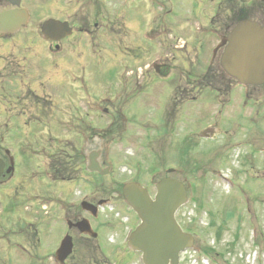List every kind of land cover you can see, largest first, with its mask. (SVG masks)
<instances>
[{"label": "rangeland", "instance_id": "374dc122", "mask_svg": "<svg viewBox=\"0 0 264 264\" xmlns=\"http://www.w3.org/2000/svg\"><path fill=\"white\" fill-rule=\"evenodd\" d=\"M102 1L104 7L102 6L99 9L103 11L102 15L96 17V13L94 16L90 12L92 9L88 7L89 0H23L22 5H25L32 15L30 25L25 31L18 34L12 42L8 43L10 61H15L12 65L9 64V71L13 76L16 77L18 75L17 78L19 80L21 77H37L39 75L36 80L25 78L24 85L19 83L18 86L22 92L29 88L39 92L38 96L44 97V100L50 102L51 108L56 112V118L64 117L62 111H60L62 105L69 104L73 100L77 108L81 109L82 106L80 104L84 103V93L76 89V86L81 87L82 83H73L71 87L66 85L64 73L70 68L72 61L73 66L77 68L74 75L78 76V78H85V83L91 88L86 94V103L88 102L89 107L93 110L87 114L88 119L92 121L91 124L98 127L99 130H103L104 124L102 122L107 119L104 118L101 121L94 109L99 105L112 108L109 101L99 102V97L103 95L110 96L112 99L115 96L114 92L116 90L114 91L113 87L107 84L113 80V73L111 71L119 69L122 73L129 65L137 62L133 57V54L136 53L134 50H138V48H133L136 42L132 43L134 34L131 28L134 24L131 20L146 21L152 15L160 20L162 17L168 16L169 20L175 19L176 23L181 24L182 27L208 26L210 19L215 15L218 6L222 2V0H119L122 4L115 6L114 0ZM233 4L236 5L237 2L233 0ZM224 8L225 5L223 4L222 10ZM166 9L171 10V12H166ZM249 14V17H254L255 19H262L264 16V14L261 15L257 10L251 11ZM48 15L65 17L70 22L75 23V26L81 25V23L87 25L83 26L87 34H79L74 40V45L70 42L63 43L64 53L62 54L65 59L57 60V58H54L50 60L45 57V52L48 53L46 46L43 45L40 48L41 44L38 38L40 35L39 22ZM119 22H121L122 26H120ZM143 27L145 28L146 26ZM135 30H139V28L136 26ZM92 38H95V40H92ZM3 48L6 49L7 47H1L0 45V54L4 55L5 51H3ZM67 51L70 52V55ZM155 55L151 53L150 59H154ZM86 60L89 61L85 63ZM138 61L140 62V60ZM191 64H194V58H192ZM98 65L100 67L102 65V71L98 70ZM1 66L2 60L0 58V70ZM185 68L184 73L189 69L188 63H186ZM136 74H139L138 71H136ZM13 80L16 79L12 77L9 81L12 82ZM100 84L102 86H99ZM42 89H45L47 92L45 93ZM10 92L14 94V97L16 96L15 86L9 84L3 94L6 96ZM237 96L238 98L235 97L233 99L232 107L227 110L220 121V132L227 129L230 131L228 140L225 141L224 139L217 138L216 142L198 141V143H194L197 146L184 144L181 150H189L188 154L192 156L190 159H183L188 160V163L185 162L184 166H181L182 163L179 160L182 156L177 154L179 150L171 147V145L178 143L179 140L174 138V141H172V137L164 135V131L157 134L155 138L158 139L159 137L169 144V151H167L163 160L158 157L161 156L160 154H153L151 159L150 150L147 149V146L139 149L141 143L138 142L147 134V129L127 122L125 125L122 123L121 126L116 127L114 131L105 133V135H112V143L109 142L107 147V156H109L114 168V172L111 175L117 177L120 181L130 178L127 175L120 177L123 173L129 174L128 171L122 172V167L130 169L131 163L134 160L138 162L139 165L136 169L138 170L139 180L146 187H151L155 181L168 175L166 171L167 167L171 166L175 168L174 172L169 175L186 182L188 184L189 196L191 197V201L182 209V212L186 213L188 210L196 208L194 212L195 222L190 226L194 230L193 232L197 234L196 241H200L201 244H207L213 239L215 240L216 250H220L223 253L222 257H214V263L264 264V206L260 207L261 203L254 205L255 202H253L252 208L250 205L245 206L244 198H242L243 193L241 192H246V197L249 200H252L254 197H264V126L258 123L259 109H263L264 115V87H248L245 91L241 90V94ZM239 98H242L241 101ZM243 101L245 103H242ZM205 102H209V100H205ZM31 103L33 102L31 101ZM44 105L49 110V104ZM27 110L22 117H27L26 121L32 124L23 121L19 123V120H15L17 124L19 123L18 130L16 127L11 126V124L5 126L6 119H10L9 115H5L3 121V116H0V136L6 130L5 128H7L8 134L10 133L8 142H0V156H3V148L5 146L12 147L17 153L18 148L16 147L21 145V143L19 144L21 138H12L11 134H35L38 135L37 137L53 134L55 125H49L53 120L44 117L34 122L31 119H34V108L30 107ZM1 111L2 108H0V115ZM131 111L137 117L142 114V108L139 104H134ZM150 111L154 116L156 115L154 110L150 109ZM50 112L52 113L51 109ZM241 114L243 115V122H241ZM42 119L43 121H41ZM205 120L206 117L201 116L198 122L190 123V126L195 125L192 131L197 132L205 127L206 124L201 123ZM208 122H214V119L209 118ZM41 123L45 127L40 125ZM154 129L155 127L151 130ZM93 132H89L88 134L91 135ZM98 132L100 133L101 131ZM28 144L36 152H39L41 148L39 146L44 143L38 142L33 144L29 142ZM255 144H260V148ZM73 145L75 146L74 143ZM235 145H239V147L246 150L241 152L240 156V169L244 171V176L241 179H239V176L242 175L241 172L235 170L233 172L231 170L237 153V150L234 148ZM70 146L71 144H65L62 149L70 152ZM16 156V165L19 168V172L27 175L30 172L27 171V167H30L31 158L25 155ZM193 156L196 157L193 158ZM157 158L159 159L158 161ZM160 160L164 166H160L159 172H149V167H155L157 165L155 164L156 162L158 165H161ZM120 164H124V166ZM211 168L212 170H222L221 173L223 175L230 174L234 178L236 186L232 189V192L228 191L231 190L228 188V184H222L225 182H223V179L221 180L219 175L216 178L217 182L210 177L208 172ZM153 169L157 171V168ZM203 170H206L207 173ZM256 173L260 174L259 178L254 177ZM110 177H105V184L113 182ZM197 177L203 179L202 184L200 186L199 184L195 185V188L191 190L188 180L192 181L191 179L194 178L197 181ZM31 183L30 188H35L38 184L36 181ZM45 183L48 182L46 181ZM12 184H15V181ZM21 184L25 188V191H28L26 181H22ZM48 186L49 184H46L41 188H48ZM119 187L120 183H117L115 189L118 194ZM230 187H232V183ZM104 195L106 196L107 192H104ZM14 197H18V195ZM30 208L27 210V213L31 212ZM228 211H230L228 217H225V213H228ZM253 257L255 258V262L252 263Z\"/></svg>", "mask_w": 264, "mask_h": 264}, {"label": "flooded vegetation", "instance_id": "af4514ba", "mask_svg": "<svg viewBox=\"0 0 264 264\" xmlns=\"http://www.w3.org/2000/svg\"><path fill=\"white\" fill-rule=\"evenodd\" d=\"M157 31V28L153 29L150 26L149 38L153 39ZM5 63L7 64V61ZM8 80L6 71L1 80L2 86L6 89ZM82 149L86 164L89 154L87 140H83ZM100 163L104 164L105 161L100 158ZM102 192L103 188H97V192L90 194L92 195L90 199L84 193H80L76 198H72L71 195L67 197L68 195L65 194V198L53 199L47 205L43 204L45 200L38 199L40 204L34 205L38 215L34 220L39 227L45 228L43 234L37 230L33 231V235L37 237L35 246H25L20 232L5 235L4 238L9 240V246L0 247V264H130L132 254L125 245L119 246L123 232H118L115 228L120 224L110 210L104 209L110 208L111 199L97 197V194ZM85 200L95 205L104 200L102 214L99 213L100 206L98 210L93 209L96 211L95 215L90 213L87 206H81ZM47 216L51 217L48 224H45ZM58 219L61 220V225L58 224ZM80 221H87L91 232H83L75 225ZM66 236L70 238L72 249L61 262L57 259L56 251L61 240ZM10 237H15L16 240H10Z\"/></svg>", "mask_w": 264, "mask_h": 264}, {"label": "water", "instance_id": "95a60500", "mask_svg": "<svg viewBox=\"0 0 264 264\" xmlns=\"http://www.w3.org/2000/svg\"><path fill=\"white\" fill-rule=\"evenodd\" d=\"M18 4V0L15 2ZM23 10H10L0 13V30H14L26 22ZM60 23L48 21V26H59ZM65 25V24H64ZM254 23L244 22L232 34V42L228 53L224 56V69L243 83H261L264 74L261 68L264 64V36L252 32L244 34ZM260 45L257 41L262 40ZM155 201H150L146 192L134 185L124 188V196L138 211L143 219V227L137 239L144 251V264H166L169 258H175L179 250L190 245V236L183 234L173 218L174 211L185 200V192L181 183L173 180H162L156 186ZM135 236V237H136Z\"/></svg>", "mask_w": 264, "mask_h": 264}]
</instances>
